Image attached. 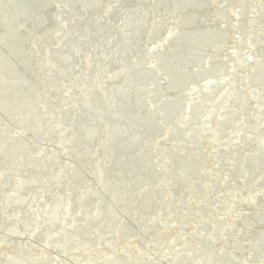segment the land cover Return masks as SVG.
Masks as SVG:
<instances>
[{"label": "water", "instance_id": "water-1", "mask_svg": "<svg viewBox=\"0 0 264 264\" xmlns=\"http://www.w3.org/2000/svg\"><path fill=\"white\" fill-rule=\"evenodd\" d=\"M0 264H264V0H0Z\"/></svg>", "mask_w": 264, "mask_h": 264}]
</instances>
